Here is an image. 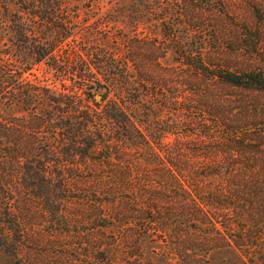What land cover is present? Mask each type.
<instances>
[{"label":"trees","instance_id":"trees-1","mask_svg":"<svg viewBox=\"0 0 264 264\" xmlns=\"http://www.w3.org/2000/svg\"><path fill=\"white\" fill-rule=\"evenodd\" d=\"M16 1L39 9L32 24L72 23L55 0ZM173 2L175 24H218L208 30L218 33L213 42L193 39L205 34L200 25L174 29L179 37H191L173 47L195 80L188 96L177 91L172 98L175 145L156 152L150 138L137 131L131 108L116 102L105 119L108 128L92 114L73 116L70 126L64 125V141L71 148L83 143L94 151L98 141H105L102 136L114 130V137L125 139L120 141L133 153L84 154L83 161L106 163L110 171L75 177L65 173L63 199L68 207L74 188L83 206L90 204L84 193L96 198L93 218H77L94 225L79 239L97 264L116 259L118 264H264V0ZM131 63L141 73L143 60L135 57ZM16 68L11 49H0V93L17 86ZM128 81L125 94L130 97L145 80L130 76ZM31 91L35 105L42 89L32 86ZM183 138H189L188 154L181 148ZM184 157L193 167H182ZM24 175L43 184L52 180L37 169ZM73 216L66 211L62 219L65 238L74 240L68 230L76 222Z\"/></svg>","mask_w":264,"mask_h":264},{"label":"rangeland","instance_id":"rangeland-1","mask_svg":"<svg viewBox=\"0 0 264 264\" xmlns=\"http://www.w3.org/2000/svg\"><path fill=\"white\" fill-rule=\"evenodd\" d=\"M54 2L71 24H32L38 19L37 7L0 0V49H11L17 67V86L0 93V264H97L79 239L94 225L77 218H93L96 198L84 193L91 205L83 206L74 188L70 193L74 201L67 207L62 180L65 173L75 177L81 172L90 176L110 171L106 163L83 161L84 154L99 158L133 152L120 141L125 139L114 137V130L102 136L105 141L100 145L98 141L94 151H87L83 143L71 148L72 143L64 141V125L69 122L68 128L73 116L88 113L101 120L100 126L111 127L105 119L116 102L131 108L137 131L150 138L156 152L173 147L177 136L172 133L176 125L172 98L177 91L188 96L195 88L193 76L180 64L173 47L191 37L183 33L179 37L174 29L200 25L205 34L193 39L213 42L218 37L208 32L218 24H175L173 0ZM135 57L143 60L141 73L131 63ZM130 76L145 81L129 97L125 93ZM32 86L42 89L35 105ZM119 116L123 124L124 116ZM182 141V150L190 153L189 138ZM70 156L73 160L67 162ZM181 163L183 168L193 167L185 157ZM36 169L51 177V182L43 184L24 175ZM44 191L42 196L35 195ZM66 211L76 221L68 229L74 240L64 235ZM117 260L111 264L121 262Z\"/></svg>","mask_w":264,"mask_h":264},{"label":"water","instance_id":"water-1","mask_svg":"<svg viewBox=\"0 0 264 264\" xmlns=\"http://www.w3.org/2000/svg\"><path fill=\"white\" fill-rule=\"evenodd\" d=\"M96 98L98 99V98H99V96H96Z\"/></svg>","mask_w":264,"mask_h":264}]
</instances>
